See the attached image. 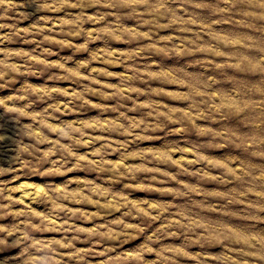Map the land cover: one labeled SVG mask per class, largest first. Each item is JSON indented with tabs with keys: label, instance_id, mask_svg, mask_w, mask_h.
Returning <instances> with one entry per match:
<instances>
[{
	"label": "rangeland",
	"instance_id": "obj_1",
	"mask_svg": "<svg viewBox=\"0 0 264 264\" xmlns=\"http://www.w3.org/2000/svg\"><path fill=\"white\" fill-rule=\"evenodd\" d=\"M250 7L0 0V234L28 233L3 264H264L243 255L264 248V157L233 143L252 126L226 75L264 27Z\"/></svg>",
	"mask_w": 264,
	"mask_h": 264
},
{
	"label": "clouds",
	"instance_id": "obj_2",
	"mask_svg": "<svg viewBox=\"0 0 264 264\" xmlns=\"http://www.w3.org/2000/svg\"><path fill=\"white\" fill-rule=\"evenodd\" d=\"M177 2L181 5V8H183L190 3V0H177ZM225 3L231 4L233 8L236 3L251 5L252 7L240 14L246 17L264 18V0H225ZM224 11L231 12L232 8L224 9ZM228 22L231 23V20ZM237 22L239 23L240 21ZM254 28L258 35L255 38H249L250 42L243 45L244 48L249 51L237 57L239 63L234 65L238 68L239 74L227 73L226 75L231 77L229 80V84L233 88L231 94L238 102L241 110V115L236 117V120L238 123L242 121L244 124L252 126L250 129L241 128L239 132L234 133L235 139L233 143L246 146L251 150L252 155L264 157V76H249L247 70L248 63H255L260 67H264V27L254 25ZM222 54L227 55V53ZM184 71L185 74L191 75L188 70ZM216 79L218 83L223 86L224 77L218 76ZM241 80H246L247 83L240 84L239 81ZM207 84V79H202L199 91L210 95L211 93L207 92L204 87V85ZM208 86L210 87V85ZM193 104L196 106L194 109L196 113L202 114L207 111V101L194 97ZM201 105H203V107H201ZM209 115H211V113H209ZM260 171H264V168H261ZM249 207L264 210V203L250 204ZM0 233L11 234L4 228H0ZM26 239H28V233L26 231L22 239H17L15 241L9 240L5 234H0V251H3L4 248L12 247L14 244H21ZM252 247L255 248L256 246L252 245ZM23 252L25 255L30 254L27 246H25ZM243 255L264 260V248L257 249L254 252L244 250ZM0 264H3V261H0ZM240 264H253V262L248 259H243L240 261Z\"/></svg>",
	"mask_w": 264,
	"mask_h": 264
},
{
	"label": "bare ground",
	"instance_id": "obj_3",
	"mask_svg": "<svg viewBox=\"0 0 264 264\" xmlns=\"http://www.w3.org/2000/svg\"><path fill=\"white\" fill-rule=\"evenodd\" d=\"M28 184H26V183H24V182H22L21 183V185H20V187L23 189V190H27L28 189ZM27 192V191H26ZM27 194H28V196H29V198L31 199V198H33V196H32V194H29V192H27Z\"/></svg>",
	"mask_w": 264,
	"mask_h": 264
}]
</instances>
